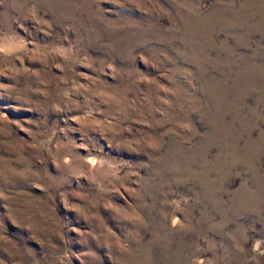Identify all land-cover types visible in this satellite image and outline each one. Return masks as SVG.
Masks as SVG:
<instances>
[{
	"label": "rangeland",
	"instance_id": "374dc122",
	"mask_svg": "<svg viewBox=\"0 0 264 264\" xmlns=\"http://www.w3.org/2000/svg\"><path fill=\"white\" fill-rule=\"evenodd\" d=\"M0 264H264V0H0Z\"/></svg>",
	"mask_w": 264,
	"mask_h": 264
}]
</instances>
